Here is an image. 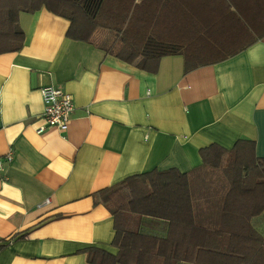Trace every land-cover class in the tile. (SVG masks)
<instances>
[{
    "label": "crops",
    "instance_id": "0c3cea01",
    "mask_svg": "<svg viewBox=\"0 0 264 264\" xmlns=\"http://www.w3.org/2000/svg\"><path fill=\"white\" fill-rule=\"evenodd\" d=\"M247 6L165 0L153 12L173 16L188 45L202 47L198 61L210 63L187 71L182 54L162 56L154 72L130 64L107 28L89 41L69 37L70 21L46 6L19 13L24 43L0 52V238L10 239L0 264H91L89 246L116 253L114 217L94 193L152 169L188 172L194 220L218 224L221 184L199 149L248 139L264 157V9ZM237 9L249 24L236 20ZM46 85L73 96L66 130L37 132ZM166 233L167 221L152 217V235ZM194 241L152 254L202 256ZM200 258L180 264H208Z\"/></svg>",
    "mask_w": 264,
    "mask_h": 264
},
{
    "label": "trees",
    "instance_id": "16d2710c",
    "mask_svg": "<svg viewBox=\"0 0 264 264\" xmlns=\"http://www.w3.org/2000/svg\"><path fill=\"white\" fill-rule=\"evenodd\" d=\"M164 1L0 0V52L19 50L24 43L19 13L46 6L70 21L67 34L74 39L89 41L97 28L109 29L119 42L114 53L141 69L154 72L162 56L173 54L184 55L186 71L210 63L198 61L202 47L188 45L190 38L184 40L180 25L172 22L173 16L153 13ZM240 1L250 5L247 8L264 9V0ZM236 15V20L249 24L243 10L237 9ZM239 49L223 52L214 60ZM254 146V141L240 139L231 149L218 143L199 149L202 165L221 167L230 183L214 226L194 220L189 174L177 168L133 174L94 193L95 203L104 204L114 217L111 244L118 251L89 246L88 262L180 264L201 257L208 264H264V157L255 154ZM152 217L167 221L164 238L152 235ZM185 236L196 238L193 245L203 250L202 256L177 254L175 247L173 253L170 249L168 254H152L177 246ZM9 241L0 238V248Z\"/></svg>",
    "mask_w": 264,
    "mask_h": 264
},
{
    "label": "built area",
    "instance_id": "2783aa9c",
    "mask_svg": "<svg viewBox=\"0 0 264 264\" xmlns=\"http://www.w3.org/2000/svg\"><path fill=\"white\" fill-rule=\"evenodd\" d=\"M43 111L41 118L44 123L37 127V132L41 133L49 127H56L60 130H66L71 113L74 109L73 96L55 85H46L41 88ZM11 153L7 154V158L11 159ZM3 165L0 163V171ZM49 200H46L47 203Z\"/></svg>",
    "mask_w": 264,
    "mask_h": 264
},
{
    "label": "rangeland",
    "instance_id": "374dc122",
    "mask_svg": "<svg viewBox=\"0 0 264 264\" xmlns=\"http://www.w3.org/2000/svg\"><path fill=\"white\" fill-rule=\"evenodd\" d=\"M114 33L112 32V35ZM110 35H111V32H110ZM115 36V35H113ZM112 37V36H111ZM207 169V176H212L215 178V180H218V183L221 184V197L223 198L225 192L229 189L230 187V183H229V180L228 178L226 177V175L224 174L222 168H212V167H208V166H205ZM221 181V183H220Z\"/></svg>",
    "mask_w": 264,
    "mask_h": 264
}]
</instances>
